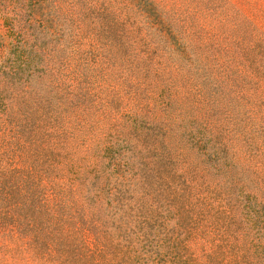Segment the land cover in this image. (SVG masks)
Returning <instances> with one entry per match:
<instances>
[{
  "label": "rangeland",
  "instance_id": "1",
  "mask_svg": "<svg viewBox=\"0 0 264 264\" xmlns=\"http://www.w3.org/2000/svg\"><path fill=\"white\" fill-rule=\"evenodd\" d=\"M0 264H264V0H0Z\"/></svg>",
  "mask_w": 264,
  "mask_h": 264
}]
</instances>
